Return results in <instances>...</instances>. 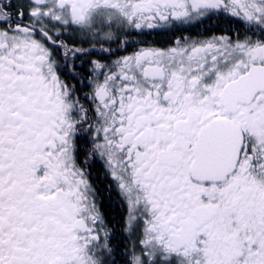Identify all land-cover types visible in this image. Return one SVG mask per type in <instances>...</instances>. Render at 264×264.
Masks as SVG:
<instances>
[{
  "label": "snow or ice",
  "instance_id": "6c2138e0",
  "mask_svg": "<svg viewBox=\"0 0 264 264\" xmlns=\"http://www.w3.org/2000/svg\"><path fill=\"white\" fill-rule=\"evenodd\" d=\"M0 264H264V0H0Z\"/></svg>",
  "mask_w": 264,
  "mask_h": 264
},
{
  "label": "flooded vegetation",
  "instance_id": "af4514ba",
  "mask_svg": "<svg viewBox=\"0 0 264 264\" xmlns=\"http://www.w3.org/2000/svg\"><path fill=\"white\" fill-rule=\"evenodd\" d=\"M235 26V19L226 13H216L209 20L205 18L200 23H193L189 25H178L173 31L160 35L159 33H150L148 36L142 37L149 41L150 43H155L156 46H168L172 40H175L177 37H193V38H205L206 36H210L213 34L219 35L221 32L228 27ZM87 47V45H84ZM107 46V45H106ZM115 48V45H112ZM132 49L130 48L129 51ZM126 52H119L118 55H125ZM87 67V65H86ZM79 87V85H77ZM99 169V165L93 171H97ZM101 211L105 213V216L108 220H112L117 216L119 211L118 207L115 204L114 200H105Z\"/></svg>",
  "mask_w": 264,
  "mask_h": 264
}]
</instances>
